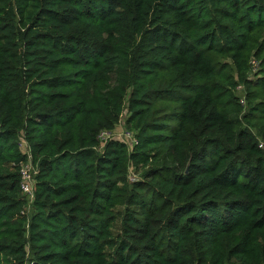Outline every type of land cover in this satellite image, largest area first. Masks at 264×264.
<instances>
[{
    "label": "trees",
    "instance_id": "obj_1",
    "mask_svg": "<svg viewBox=\"0 0 264 264\" xmlns=\"http://www.w3.org/2000/svg\"><path fill=\"white\" fill-rule=\"evenodd\" d=\"M261 144L264 0H0V264H264Z\"/></svg>",
    "mask_w": 264,
    "mask_h": 264
},
{
    "label": "built area",
    "instance_id": "obj_2",
    "mask_svg": "<svg viewBox=\"0 0 264 264\" xmlns=\"http://www.w3.org/2000/svg\"><path fill=\"white\" fill-rule=\"evenodd\" d=\"M255 63V62H254ZM111 135V132H103L101 133L100 138L102 139L104 136ZM119 139L122 142H125L129 144L131 147H133L135 144H138V138L133 135L132 132L127 131L124 135H119ZM21 148H29L26 141L24 139H21L20 142ZM260 147H264L262 144ZM28 156V161L21 165L20 167V178H21V189L23 196L28 197L30 200L34 201L35 199V186H36V177L38 175V170L34 166L32 161V155L31 152H23Z\"/></svg>",
    "mask_w": 264,
    "mask_h": 264
},
{
    "label": "rangeland",
    "instance_id": "obj_3",
    "mask_svg": "<svg viewBox=\"0 0 264 264\" xmlns=\"http://www.w3.org/2000/svg\"><path fill=\"white\" fill-rule=\"evenodd\" d=\"M253 64H254V66H256V62L253 63ZM237 92H238L239 97H240L241 99H244V97H245V90H244V88H243V87H238ZM125 119H126L125 117H122V118H121V122L118 124L117 128L115 129V132H116L118 135H124L127 131H130V132L133 133V135H134L135 137L138 138V136H137L138 132H137V131L130 130V129H128V128L126 127ZM110 137H111V136H110ZM107 139H108V136H104V137L101 139V141H102L103 143H105ZM138 140H139V138H138ZM262 143H263V142H262ZM262 145L264 146V144H262ZM20 148H21V147H20ZM21 149H22L23 152H31L29 148H21ZM133 173H134V171H133ZM131 174H132V173H131ZM133 175H134V174H133ZM22 200H23V202H24L23 212H24L25 214H29L30 212H33V211L35 210V209L33 210V208H34V207H33V206H34V202H33L32 200H30L28 197L23 196V195H22Z\"/></svg>",
    "mask_w": 264,
    "mask_h": 264
}]
</instances>
